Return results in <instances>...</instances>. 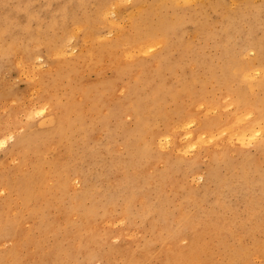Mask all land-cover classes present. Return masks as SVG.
Segmentation results:
<instances>
[{
    "label": "bare ground",
    "instance_id": "obj_1",
    "mask_svg": "<svg viewBox=\"0 0 264 264\" xmlns=\"http://www.w3.org/2000/svg\"><path fill=\"white\" fill-rule=\"evenodd\" d=\"M125 1L0 0L4 48L25 35L10 58L24 89L0 102V146L20 116L43 114L17 138L15 164L0 163V264H264V0L250 14V0ZM219 10V54L201 60L190 35L209 37ZM201 158L218 181L208 211L178 173ZM115 172L117 216L96 188ZM252 178L235 225L222 190ZM121 221L144 226L141 243Z\"/></svg>",
    "mask_w": 264,
    "mask_h": 264
},
{
    "label": "rangeland",
    "instance_id": "obj_2",
    "mask_svg": "<svg viewBox=\"0 0 264 264\" xmlns=\"http://www.w3.org/2000/svg\"><path fill=\"white\" fill-rule=\"evenodd\" d=\"M132 1L133 0H127L128 3L125 1L126 2L125 4H130ZM142 1H145V0H142ZM146 1H148V0H146ZM197 1L199 3L205 4V5H206V3H208L207 6H210V5L214 4L215 1H217V0H214L212 2V4H211V1L212 0L211 1H209V0H197ZM223 1H225V0H223ZM227 1L228 0H226L224 3H228L229 2V1L228 2ZM241 1L244 2L245 0H241ZM255 1L256 2L253 3L254 0H250V4L249 5H245V4L242 5L243 10H244L243 12L245 13V12L248 11L245 14H250L255 7H256V10L261 7L262 1L261 0H259V1L258 0H255ZM204 2H206V3H204ZM245 6H247V7H245ZM248 7H250V9L251 8L252 9L249 10ZM245 10H247V11H245ZM215 12L216 11L211 12L209 14L210 16H208L206 18V22H209L210 23V25L208 26L206 32H210V34L212 36L211 35L209 37L203 36L204 38H206V39H204L201 36L200 37L193 36V38H192V36L190 35V38H189L190 39V43H191L190 45L193 46V48L194 47L196 48V44H198V46L199 45L201 46V47H198L197 46L198 47V48H196L197 50L194 49L195 51L198 52L197 55H198V57H200L201 60H203V57L204 56H206V58H210L211 55H212V53H215V54L218 53L219 54L218 49H216L217 48L216 47V43H217V40H218V36L217 35H218V33L220 31V28H221V26H220L221 25V22H220L221 20L218 19V17H221V15H223L222 14L223 12L221 10H219L218 12H216V18L217 19L215 18ZM217 13H218V17H217ZM111 16H112V14H111ZM209 19H210V21H209ZM246 19H247V17H246ZM216 26H217V28H216ZM245 26H246V24L244 25V27ZM256 28L257 27L254 25V27H253L254 32H256L258 35L261 34L262 33V30L261 29H258V28L256 29ZM215 33H216V35H215ZM24 36H25L24 34H21L19 36V40L16 43L13 42L12 43L13 46L10 47V49H5L4 48V46L7 44V42L10 39H8V38H6V39H0V102H2L3 100H5L6 95L8 94L9 91H12L13 90V93L18 94L19 92H21L24 89V79L20 75H18L17 72L14 69H11V67H10V58H11V56H13V55H15L17 53L18 44L24 42ZM194 37H197V39H194ZM201 38H202L203 41L201 40ZM198 39H200V40L198 41ZM211 39H212V41H211ZM2 40L4 42L3 44L1 43ZM194 41L196 42L195 45L193 44ZM204 42H206V43H204ZM203 43L205 44L204 46L202 45ZM206 44H210L211 46L210 45H206ZM212 44H213V46L215 44V46L213 47ZM206 46H208L207 48H210V49L208 50L206 48ZM204 48L207 49V50H204ZM212 48L214 50L216 49V51L215 52L212 51L213 50ZM202 50H203V52H201ZM205 51H206V53H205ZM218 54H216L215 57H214V55H212L213 57H211V59L213 61L214 60L216 61V57H217ZM201 55H202V57H201ZM176 56H177L176 53L175 52H172L171 57L174 58ZM195 72L197 73V77L199 79H201V80L203 79L204 80V78H205L207 80V77H208L207 74L208 73H207V69L206 70L204 69V65L195 67ZM205 73H207V74H205ZM206 80H204V81L206 82ZM123 81H124V79H123ZM205 86L207 88H209V85H205ZM198 87H199V83H196V88H198ZM215 92H217V93H215L216 95L219 94L218 90H216ZM0 112H2V108H0ZM21 117L22 116H20V118L18 120V123L15 125L16 128L15 127L13 128V126H12L8 130H6V131L3 132L4 133L3 136L4 137L6 136V137H5V143L2 146H0V163H4L5 165H9L10 164L12 166V165L15 164V162L12 159L15 158L16 155H18L17 152L19 153V150H18V148L16 146V140H17V138L26 130L25 128H27L30 123H32L34 121H38L39 119H41L43 117V114L40 115V116H37L36 115V118H35V116H33L31 118V120L30 119H26L25 117H22V118ZM22 121H24V123ZM19 122H20V124H19ZM21 123H23V124H21ZM126 123H127V126L128 127L130 125H132V118L128 119V121ZM19 128L21 130H19ZM9 133H10V135H9ZM99 135H100V139L106 140V137H105V135L102 132H100ZM116 139H118V141L120 140L118 135L116 136ZM249 149H251L250 150L251 152L249 151ZM255 151H256L257 157H261V155L258 156L259 153L257 152L256 147H253V146H250L248 148L246 155H248L250 157H253L255 155L254 157H256ZM262 159H263V162H262V164H263L264 163V158L261 157V160ZM189 163L190 162H185L184 165L182 164L183 167L182 166L180 167L178 173L179 174H184L185 173L184 176L186 175V177H187V179L189 181V183H187V184L194 189L195 200L194 199L191 200V203L194 206V208L196 210L198 209L199 211H208L214 205V202H215L214 200L216 199V196H217L216 193H217L218 181L217 180H211V179H209L207 177V173H206L207 170H206V168L208 167V163H207V161L205 159L201 158L199 160V162H198V164L196 166L197 169H195V170L192 169V164L191 163L189 164ZM182 168H184V169H182ZM96 169H97V172L101 173L100 166H98V168L96 167ZM216 171L218 172V174L222 175V174H224L225 169L223 167H219ZM188 172H190V173H188ZM198 177H200V178H198ZM120 178H121V172H115V173H113L111 175H108L106 180L105 179H102L101 182H100V186H96L97 190H100L101 189L103 191L104 198H105L106 201H108L111 198H112V200H114V202L116 201V205L114 206V215L115 216H117L119 214V212H120V209H121L120 204H121V202L118 200L119 198H117L113 194V192L116 191V186L114 188L112 186V182L110 180L117 181V182H114V183H118L119 182L118 180ZM251 180H253V178L248 181L249 183H247V185L244 187V189L242 191H239L238 190V191L231 192L229 189H226V188H224L222 190L221 199L224 200V203H223V206L224 207L223 208L222 207H219L218 210H222L223 209L224 210V214L226 216H228V218H230L235 225H240V221H243L244 219H246V217H247V214H246L247 213V207H246L245 204L248 203L247 200L249 199L250 194L253 193L252 196H254L255 195L254 193H256V191H257V189L254 188L256 186L255 185V180L256 179L254 178V180L252 182H251ZM248 184H250V185H248ZM80 186L81 185H78L77 187H80ZM252 186H253V188H251ZM249 190H250L251 193L249 192ZM233 193H234V195H233ZM239 193H240V195H238ZM245 193L248 194V195H246ZM230 194H232V197H231ZM263 198H264V196H263ZM170 207H171V209L173 211V206H170ZM239 210H240V213H239ZM243 214L246 217H244ZM117 226L121 227V229H126L127 232H129L130 236L132 235L131 237L134 238V239H136L139 243H141L142 242L141 240H143L144 237H145V234H144V232H145L144 226L139 221L134 222L132 224H128L126 222H122L121 221L119 224H117ZM91 264H96V263H91Z\"/></svg>",
    "mask_w": 264,
    "mask_h": 264
}]
</instances>
